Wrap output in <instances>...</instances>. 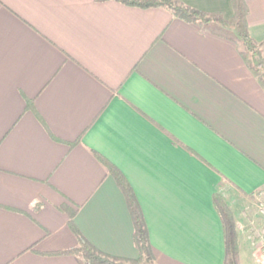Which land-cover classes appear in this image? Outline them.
<instances>
[{"label":"crops","instance_id":"obj_1","mask_svg":"<svg viewBox=\"0 0 264 264\" xmlns=\"http://www.w3.org/2000/svg\"><path fill=\"white\" fill-rule=\"evenodd\" d=\"M234 21L235 0H182ZM264 54V0H241ZM119 0H0V264L136 259L131 185L155 264H264V79L237 35ZM262 192V193H261Z\"/></svg>","mask_w":264,"mask_h":264},{"label":"trees","instance_id":"obj_2","mask_svg":"<svg viewBox=\"0 0 264 264\" xmlns=\"http://www.w3.org/2000/svg\"><path fill=\"white\" fill-rule=\"evenodd\" d=\"M121 2L148 7H165L169 9L175 16L200 25L202 28L210 26L225 27V29H236L238 37L243 42L246 51L251 57V67L256 71L261 79H264V54L260 44L255 41L243 27V14L240 13L241 0H235L238 14L234 21L225 20L220 13H212L192 7L182 0H119ZM111 173L117 178L121 188L123 189L129 209L135 226V244L140 251L139 258L131 259L118 257L103 252L93 245L79 230L74 226L73 216L75 210L68 209L70 216V225L78 236V245L76 247L66 249L60 252L75 254L86 261L87 264H141L143 262L151 264L155 261V255L149 239L147 224L143 215L141 206L135 196V193L125 179L123 174L111 163L103 159ZM217 208L224 222L225 228V263L224 264H240L239 259V237L237 225L231 209L224 203L219 195H215Z\"/></svg>","mask_w":264,"mask_h":264},{"label":"built area","instance_id":"obj_3","mask_svg":"<svg viewBox=\"0 0 264 264\" xmlns=\"http://www.w3.org/2000/svg\"><path fill=\"white\" fill-rule=\"evenodd\" d=\"M262 192L264 193V189H263ZM262 192H261V193H262ZM262 210L264 211V203L262 204ZM259 252H260V255H261V259H262L263 262H264V239H263V242H262V244H261V246H260V248H259Z\"/></svg>","mask_w":264,"mask_h":264},{"label":"rangeland","instance_id":"obj_4","mask_svg":"<svg viewBox=\"0 0 264 264\" xmlns=\"http://www.w3.org/2000/svg\"><path fill=\"white\" fill-rule=\"evenodd\" d=\"M227 31H228L229 33L233 34L234 36H236V33H235L233 30L227 29ZM141 264H148V263L143 262V263H141ZM151 264H155V262L153 261Z\"/></svg>","mask_w":264,"mask_h":264}]
</instances>
